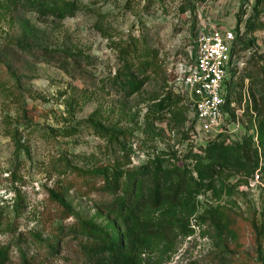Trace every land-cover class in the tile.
<instances>
[{"label":"rangeland","instance_id":"rangeland-1","mask_svg":"<svg viewBox=\"0 0 264 264\" xmlns=\"http://www.w3.org/2000/svg\"><path fill=\"white\" fill-rule=\"evenodd\" d=\"M20 1L0 0V264H85L79 240L59 229L123 231L102 187L152 163L180 172L186 190L141 214L168 234L144 237L136 264H264V0H76L60 20ZM208 28L231 32L236 50L221 126L200 133L177 76L194 67ZM134 46L157 63L138 90L122 74ZM94 122L123 134L118 145ZM218 145L256 152L246 163L256 169L233 164L201 179L204 151ZM225 244L234 250L218 262Z\"/></svg>","mask_w":264,"mask_h":264},{"label":"trees","instance_id":"trees-1","mask_svg":"<svg viewBox=\"0 0 264 264\" xmlns=\"http://www.w3.org/2000/svg\"><path fill=\"white\" fill-rule=\"evenodd\" d=\"M20 4L23 8L33 10L40 16H51L57 20L73 16L78 9L76 0H21ZM235 45L234 41L232 56L236 50ZM132 52L136 61L125 62L122 66V74L126 80L125 83L134 90H138L141 83H137L135 79L138 77L143 79L148 72L157 69L156 54L147 48L141 54L135 46ZM229 72L230 70H228ZM230 101V82L226 81L224 109ZM179 117L180 121L184 122L182 116ZM90 128L110 144L118 145L119 138L123 137V134L99 123H91ZM237 152L222 145L212 146L204 151L205 158L209 160V163L198 171L200 178H208L221 168L233 164L240 168H248L251 172L256 169L258 165L256 159L253 161L252 169L246 165L249 160H254V157H257L256 152L252 155L253 157L249 158L247 155ZM102 188L111 195V201L104 205L105 209L123 224L124 230H116L110 234L83 223L79 227H72L67 231L61 228L59 234L79 240L80 253L85 259V264H136L135 256L142 247L144 237H161L168 234L165 227L142 220L141 214L145 210H158L167 204H177L185 194L186 178L180 172L170 171L160 164L152 163L135 169L125 177V181L122 183L121 177L106 180ZM59 202L61 207L65 208L60 200ZM56 213L59 214V211L57 210ZM67 214L63 215V219L68 218L69 213ZM233 225L236 229H240L238 223L235 222ZM250 227L258 234L261 233L260 229L257 231L255 224L252 223ZM56 250L57 247H52L50 252L53 253ZM233 250V247L225 244L223 248L217 250L214 258L218 262H223L226 254H231ZM21 264L31 263L22 261Z\"/></svg>","mask_w":264,"mask_h":264},{"label":"built area","instance_id":"built-area-1","mask_svg":"<svg viewBox=\"0 0 264 264\" xmlns=\"http://www.w3.org/2000/svg\"><path fill=\"white\" fill-rule=\"evenodd\" d=\"M233 44L234 37L229 31L213 28L198 31L195 65L177 76L194 104L197 132L212 133L221 126Z\"/></svg>","mask_w":264,"mask_h":264}]
</instances>
